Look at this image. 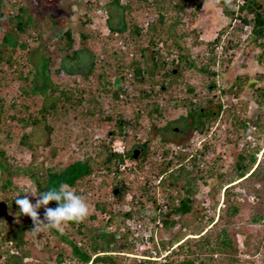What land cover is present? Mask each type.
I'll list each match as a JSON object with an SVG mask.
<instances>
[{
	"label": "rangeland",
	"instance_id": "obj_1",
	"mask_svg": "<svg viewBox=\"0 0 264 264\" xmlns=\"http://www.w3.org/2000/svg\"><path fill=\"white\" fill-rule=\"evenodd\" d=\"M104 1L0 0V20L2 21L0 32L8 30L10 27L8 20L18 13L20 6H24L26 13L32 19L27 32L21 33L19 38L27 42L25 51L33 49L32 54L38 57L43 54L44 47L41 45L52 50L53 44L56 43L54 38L66 28L71 27L89 33V38L83 42L85 51L80 52L77 59L70 60L65 57L62 61L63 53L61 55L56 53L53 56V63L49 65L52 82L53 84H67L75 89L92 90L93 94L98 96L105 114L111 115L109 120L101 119L104 115L101 112L92 118L86 114L81 115L80 112H68L66 115L54 119L50 117L48 123L41 121L35 127L25 128L26 132H30L28 139L34 149L22 148L17 151L16 146L23 130L19 129L20 124L13 125L17 122L10 120L9 116L12 114L22 115L19 113V110H24L22 105H27L30 109L41 105L42 93L31 97L22 94L21 86L24 81L17 77V69L25 71L26 68H9L4 65L0 71V100L6 108L3 112V121L5 125L9 122L13 123L9 126L13 140L4 144L7 156H10L8 160L19 167H24L31 162L30 153L33 152L36 157L34 164L43 167L48 161L46 159L64 166L74 160L93 156L95 151L105 150L104 142L113 136L111 130L116 131V121L118 120L122 132L126 134L125 139L128 147L133 146L141 151V141H147L150 148L145 151L146 155L150 150H155V154L150 153L143 158L139 151L138 162H135L136 173H119V177H111L100 170L98 175L95 174L89 180H83L80 188L86 192L84 195L87 198L84 199L89 208L87 216L94 212L95 220L90 221L87 220V217L84 218L85 228L89 229L85 231L82 239H79L74 229L66 227L64 224L62 225L63 231L66 230V233L76 241L80 240V245L82 244L81 246L90 251L87 242L89 234H98L99 229L101 231L107 229L103 223L108 215L99 211L95 203H105L109 208L116 195L113 189L119 190L122 186L127 188L124 196L126 200L132 196L145 201L146 198L139 193L144 191L143 183L139 179L145 180V178L155 175L159 169L158 164L162 161L157 152L164 146L169 149L168 157L164 161L172 160L167 172L173 170L176 173L179 164L191 171L189 176L178 181L177 188L170 191L179 196L184 195L186 191L182 184L186 179L191 178L192 183L185 184L187 187L191 186L193 197L200 196L201 199L202 194L204 195L203 207L198 201L195 202L194 211L183 216L176 227L160 230L159 237L166 245H171L170 242H178L182 234L185 233L195 235L200 232L201 234L200 238H197L199 234H196L195 237L188 238L183 242L182 246H176L168 261L171 264H187L184 263L185 259H192L194 264H198V262H203V264H264V151H261L264 149V46L263 49L258 47L257 41L249 45L251 41L250 26H243L238 20L224 16L222 7L214 0H196L194 4L200 3L198 8L191 6L190 3L181 6V0H157L152 5H149L148 2L153 0H119V6L112 3L102 8ZM159 13L164 15V20L163 23L157 25L158 36L155 35L152 43L153 32L148 29V25L151 22H156ZM122 15L126 24L125 29L122 32L110 31L108 23L121 25ZM136 28H139L140 32L138 35H133V42L126 36ZM215 39L217 40L213 41ZM195 40L197 44H194ZM209 42L215 43L214 52H212L213 55L215 54V59L212 57L213 55H210L212 53L209 50ZM228 42L235 44L232 49H229V52L228 50L224 51ZM262 42L264 43V39ZM174 43L183 47L188 56L187 60L193 62V65H183V70L175 81L168 78L173 81V84L163 89L159 84L154 85V81L161 79L159 74L163 71L153 68V60L158 57L155 55V58L152 59L151 56L155 51L164 54L167 49L178 50ZM134 47L143 53V57L140 56V52L136 53L135 57L141 58V65L147 81L135 83V90L134 88L130 89L132 95L136 94L137 97L133 95L134 98L129 101L114 102L104 94L101 86L96 83V74L102 71V66L107 67L105 61L117 58L114 52H117L120 57L123 56L121 58L124 61H129L134 57L132 54ZM230 52L233 53V56L228 60ZM177 53L175 52L172 58H175ZM260 54H263L261 60L258 59ZM209 57L214 59L209 70L217 72L218 75H208L199 71V67L207 65ZM170 58H164L166 67L176 70L175 74L178 67L176 64L170 63ZM90 61L93 62V73L87 77L78 75V72L88 71ZM61 63L66 66L65 72L56 73L57 69L61 67ZM246 76L257 79V90L245 87V85H242L239 90L234 89L232 84H236L238 78L246 79ZM111 80L113 79L111 78ZM188 86L194 89L191 93L186 90ZM231 86L233 88L231 91H225ZM140 92L145 94L140 95ZM57 96L58 91L51 95V98L55 99ZM183 98L195 100L194 103H199L203 108L216 112L212 119L205 120L202 130L193 129L190 126L185 132L178 133L186 124L191 123V118L187 116V107L182 103ZM258 100L263 104L258 103ZM48 102L47 105L50 103ZM153 103L159 105L161 116H157L156 113L148 114ZM11 104L14 106H9ZM85 105L87 104L84 103L83 106ZM234 114L247 124L239 128L235 127L232 123ZM3 125H0L1 129L4 128ZM137 136H141L139 144ZM203 144L209 146L204 151L205 157H201L200 161H196L197 159L191 161L189 154H195ZM256 147L259 150L255 151V161L249 172L256 165L254 171L250 176L238 179L233 182L234 184L229 185L223 195L224 186L237 177L234 172L237 155L241 152L244 155L251 153ZM49 148H55L56 152L51 158L47 157ZM195 155L196 158H200L198 151ZM187 158L189 159L187 160ZM195 163L198 164V167ZM130 164L134 165L132 161ZM216 173L219 175L216 176ZM166 176L167 173L163 177ZM26 185L30 187L28 189L35 192L33 184L25 176L14 177L12 184L14 189L11 190L10 196L19 198V189H27L24 187ZM205 186L210 189L207 194H205ZM159 194L157 192L156 195ZM26 195L32 203H35L36 197L31 196L30 193ZM3 196L4 193L1 192L0 210L5 214V218L0 226H3V230L6 229V232L8 230L5 237L10 238L19 232V226L22 227V216L26 215L20 213L18 205L12 208L3 207L5 204L2 203L4 202ZM125 199L121 201V204L126 203H123ZM227 201L238 207V212L235 215H229L226 212ZM146 202L148 203V201ZM38 213L41 218L44 213L43 206L38 209ZM253 218L256 220L254 221ZM122 219L123 217L119 216L115 221L118 223ZM183 226L186 228L185 232L181 230ZM122 227L125 228L123 225L118 227L114 224L110 232L114 229L117 231L116 234H121ZM46 229L41 234L45 240L49 239L47 245H44V240L40 241L41 234L36 236L31 233L29 228H26L23 231L20 246L11 244L9 252L13 254L1 253L0 264H4L7 257L10 264H55L58 261H73L69 257L70 246L66 245V242L60 241V238L55 234L50 233L49 228ZM55 229L53 228V230ZM224 229L230 239L231 246L235 249L234 253L227 250L223 254L218 252L211 254L205 250L197 255L196 253L188 254L187 250H194V244L202 236L209 237V246H216L222 238L217 234L220 231L223 232ZM177 234H179L178 237H176ZM100 239H98L99 244L104 245L102 238ZM208 245H205L206 248ZM177 251L178 255L175 253ZM23 252L27 253V256L22 258ZM97 254L103 253L98 252ZM137 262V259L129 256H119L114 262L108 260L100 264H137Z\"/></svg>",
	"mask_w": 264,
	"mask_h": 264
},
{
	"label": "trees",
	"instance_id": "obj_2",
	"mask_svg": "<svg viewBox=\"0 0 264 264\" xmlns=\"http://www.w3.org/2000/svg\"><path fill=\"white\" fill-rule=\"evenodd\" d=\"M146 1V0H144ZM157 0H153L152 2H148L149 5H152ZM196 0H181L180 4L181 6H186L188 3L191 4V6H194L195 8L199 7V4H194ZM203 1V0H201ZM218 5L222 7V12L224 16H227L229 19L238 20L239 23H241L243 26H250V43L249 45L254 44L257 41L258 47H261L263 49L264 43L262 42L264 39V0H231L230 3H226V0H214ZM119 4V0H105L103 2L102 8L107 7L110 4ZM119 6V5H118ZM160 12V11H159ZM87 17V16H86ZM31 16L26 13V8L24 6H20L18 9V13L10 17L8 20L10 22V27L8 30L4 32H0V71H2V66L6 65L9 68H26L25 71H21L17 69V77L24 81V84L21 86V93L24 95H27L28 97H31L33 95H38L39 93H42V100L41 105L36 106L34 109L28 108L27 105H22L24 110L20 111L19 113H22V115L18 114H12L9 116L10 120H15L17 122L16 124H13L12 122H9L7 125L4 123V111L5 106L3 105L2 101L0 100V125L4 124V128H0V193H4L3 201L2 203H5L3 207L7 208L8 206L12 208L16 205L15 203V197L10 196L11 190L14 189L12 186L13 184V178L17 176H25L27 180H29L33 184V188L38 193L45 192L47 190H59L60 186L62 184H66L70 186L77 195L82 196L83 198H87L84 193L86 192L82 190L80 187V184L82 185V181L85 179H88L100 172V170L104 171L105 174H109V172L115 168L118 162L123 161L125 158L133 159L132 158V151H127L125 155H119L117 156L115 153H112L110 150V139L107 140V142H104L105 150L100 152V150L95 151L93 156H88L86 158H81L74 160L72 162L67 163L66 165L62 166L60 163H54L50 159L46 162V165H43V167L37 166L34 164V161L36 160L35 154L31 152V162L27 164L24 167H19L12 162L8 160L10 156H7L6 150L4 148V144L10 143L11 140H13V135L10 132V127L12 124L17 125L20 124L19 129H22L23 132L19 137L18 144L16 146L17 151L22 150V148L25 149H34V146L29 141V133L26 132V127H35L38 122L41 121H49L48 119L52 117L58 118V116L66 115L68 112H80L82 114H86L90 118L99 115L101 112L103 117L101 119L103 120H109L111 118L109 114H105L104 109H102V106L100 105V102L98 100V96H95L92 92V90H87L86 88H72L69 87L67 84H57L52 82V72L49 70V65L52 62L53 56L56 55V53L60 54L63 53V58H69L70 60L77 59L80 52L85 51V47L83 46V42L85 39L89 38V33H85L79 30H75V28H66L61 32L60 35L56 36L54 38V41L56 42L54 45V48L51 50L45 45H41L44 47L43 54L41 56L33 55V49H30V51L26 52L25 49L27 47V42L24 40H21L19 35L21 33H26L28 28L30 27L29 24L31 22ZM88 22L90 20L86 18ZM164 15L162 13H159L156 22H151L148 25V29L152 30V43L154 42L153 39H155V35L157 34V25L163 23ZM2 21L0 20V23ZM109 22V19H108ZM120 24L118 25H112L111 23H108V28L112 32H122L126 24L123 20V15L120 19ZM140 30L139 28H136L134 31L129 32L128 36H126L127 39H131V41L134 38L133 35L139 34ZM157 38V37H156ZM78 39V40H77ZM217 39L213 40L216 41ZM261 41V42H260ZM200 43V42H199ZM40 45V41L38 42ZM37 44V45H38ZM175 44V43H174ZM194 44H197V41H194ZM178 48V50L167 49L164 54H160L157 51L152 53V59L155 58L156 55L158 58L153 60V68L155 70H162L163 72L159 74L160 80L154 81V85H160L161 88L169 87L173 84V81L168 78L176 80V78L181 74L183 70V65L191 66L193 65V62L190 60H187V55L185 50H183V47L180 44H175ZM235 44H231L228 42V46L224 47V51L229 52V49H232ZM209 50L210 52H214L215 43L209 42ZM138 51L135 47L133 48V55L129 61H124L117 52H114V55L117 56V58H113L112 61H105L107 67L105 68L102 66V71L96 74V83L101 86V90L104 92L105 95H107L110 99H112L114 102L119 101L121 98H124L123 100L129 101L131 98H129L123 90L126 85L125 80H129L128 82L133 86L135 90V83L138 82H146L147 77L144 75V69L141 65V58H136L135 54L138 53ZM177 53V56L172 58V55ZM263 52V50H262ZM126 55V54H125ZM210 55H213L210 54ZM262 55L260 54L258 56V59H262ZM140 56L143 57V53L140 52ZM233 56V53L230 52L228 54V60ZM93 57V55H92ZM165 57H171L170 63L176 64L177 73H173L174 69L167 68L166 62L164 60ZM215 59V54L212 56ZM212 57H209L207 65H202L199 67V71L208 75H218L217 72L213 71L211 72L209 70V67L211 64L214 63V59ZM85 58V57H84ZM91 58V56H90ZM163 59V60H162ZM114 61V62H113ZM123 61V62H122ZM181 64V65H180ZM113 67V69H112ZM66 66L61 63V67L57 69L56 73L58 72H65ZM176 71V70H175ZM24 73V74H23ZM93 73V62L90 61L88 65V71L87 72H78V75H82L84 77L89 76ZM180 73V74H179ZM130 75V76H128ZM152 74L150 75V77ZM149 77V76H148ZM111 78L113 80H111ZM167 80V82H166ZM257 79L251 78L246 76V79L242 80L238 78V82L234 85V89L239 90L242 85H245V87H249L252 89H258L257 87ZM49 86V87H48ZM153 86V85H152ZM233 88L232 86L229 87V89H226L225 91H231ZM186 90L191 93L194 89L190 86L186 88ZM58 91V96L55 99L51 98V95L55 94V92ZM88 91V93H87ZM141 91V90H140ZM224 91V90H223ZM144 92H140V95ZM121 94H123V97H121ZM145 94V93H144ZM138 95V94H137ZM137 97V96H135ZM264 97V95H263ZM50 103H49V102ZM188 101V102H187ZM47 102L49 105H47ZM187 102V104H185ZM86 103L87 105L83 106V104ZM182 103L186 105L187 107V116L191 118V123L186 124L184 127V130H186L188 127H192L193 129H202V125L205 122V120L208 119L209 115L212 114V110H209L207 108H203L201 104L194 103L192 100H188L187 98L182 99ZM258 103L263 104L258 100ZM178 105V104H175ZM9 106H14V104H11ZM156 113L157 116H161V110L159 109V105L156 103H153L152 109L148 112L149 115ZM79 114V113H77ZM6 119V118H5ZM182 119V117H181ZM233 119V125L235 127L239 128L240 126H244L247 123L243 120H239L238 117L235 116V114L232 117ZM17 127V126H16ZM47 127V126H46ZM49 127V126H48ZM32 129V128H31ZM111 133L113 136H111V140L120 137L122 135V127L119 121H116V131L111 130ZM91 135V133H90ZM92 136V135H91ZM162 146V145H160ZM140 147L142 148V157H147L150 153L155 154V150L151 152H148L146 155V150L148 149V142H144L143 144H140ZM206 147H204V150ZM258 148L256 147L255 150H253L251 153L243 154L242 152L237 155L236 161H235V169L234 172L237 177H242L245 175V173L251 168L252 164L255 161V151H257ZM48 158L53 157L56 152L55 148H49L48 150ZM169 149L165 148L164 146L161 147V149L157 152L160 154V158L162 161L158 164V170L155 172V175H162L163 173H166L169 169L168 167L171 165L172 160L169 159L167 161H164L166 157H168ZM203 153V152H202ZM102 160H100L101 158ZM13 159V158H12ZM118 159V160H117ZM179 159V156L177 157V160ZM115 160V162H114ZM117 160V163H116ZM114 163V164H113ZM116 163V164H115ZM112 164L114 165L112 167ZM191 171L187 169L184 165L180 164L178 166V170L176 173L171 170L167 172V176L164 178H161L160 180V187H161V193L165 196V202L168 203L170 212H168V215H166V218L162 220V227L164 229H168L176 224V221L172 220L170 218V213L176 212L180 214V218L185 216L186 214L192 213L194 211L195 206V198L193 197L191 186L187 187L186 184H189L191 182V178L186 179L185 183L182 184V187L185 188V194L182 196H179L177 194L172 193V189H175L178 187V181L181 178H186L189 176ZM5 177H4V175ZM219 175L216 173V176ZM232 181V180H231ZM192 183V182H191ZM30 188L28 185L24 186ZM172 190V191H170ZM25 188L19 189V198H23L24 195L28 193H24ZM84 191V192H83ZM127 191V188L122 186L119 188L118 193L116 194L114 201L110 203L109 208L106 207L105 203H95V206L97 209H99L102 213H106L108 215V219L103 223L105 226L107 225H114L115 226H127L128 221L132 218L133 211H124L122 209L121 200L124 199L125 192ZM146 193V191H144ZM147 198L153 199L155 202V199L151 195H147ZM178 199V203L177 202ZM133 203V202H132ZM227 205V213L229 215H235L238 212V207L235 204H231L228 202ZM57 206V202L51 201L47 205V207L55 208ZM138 207V206H137ZM2 208V207H1ZM137 211V210H136ZM96 214L93 212L92 214H89V216H86L90 221L95 220ZM123 217L122 221H119L118 223L115 221L118 217ZM85 217V219H86ZM5 218V214H3L2 210H0V224L3 223V220ZM41 219H43V214L41 216ZM129 219V220H128ZM22 227L19 226V232L17 234H13L12 236L5 237V233L8 234L5 230H3V226H0V256L1 253L4 254H13L9 249V246L11 244H14L15 246H20L22 243V235L23 231L26 228H29V230H32L34 225L30 217H23L22 216ZM255 221L256 218H253ZM103 221V220H101ZM66 227H70L74 229L75 234L79 236V239L84 238L85 231L89 228H85L84 225V219L80 221H70L66 222L64 224ZM23 228V229H22ZM49 228L47 226H43L41 228V231L37 234L31 231V233L35 234L36 236L43 233V230L46 231ZM55 229V228H54ZM50 233L55 234L58 236L60 241L66 242V245L70 246L71 253L69 257H71L72 260L76 261V263L79 264H86L91 261V264H100L104 261L111 260L112 262L116 261V258L119 256H126L127 253L133 252V244L128 239L129 230H126L124 232V235L121 237L120 240H117L113 232L111 234L107 233L105 230L99 229L98 234H89V237L87 239V242L89 243L90 251H88L84 246L80 245V240L76 241L74 238H71L67 233L66 230L59 231L57 229L53 230V228H49ZM48 230V231H49ZM223 232H218V237L222 236L220 241L216 244V246H209V237L208 236H202L201 239H199L195 244L194 250H187L188 254H194L196 253H203L205 250L211 254L214 252H218L219 254L226 253L227 250L231 253L235 252L234 247L231 246L230 239L225 234V229L222 230ZM179 233V232H178ZM179 234H177L176 237H178ZM182 234L181 237H183ZM43 234L40 235V241L44 240V245H47V242L49 239L45 240L42 238ZM216 236V237H217ZM109 237V239H108ZM111 237V238H110ZM180 237V238H181ZM201 236L197 237L200 238ZM102 238L104 245L99 244L98 239ZM179 238V239H180ZM101 240V239H100ZM8 242V243H7ZM36 243V242H35ZM79 243V244H78ZM3 244V246H1ZM5 244V245H4ZM38 244H41L38 242ZM172 245L173 243L170 242ZM162 247L165 246V242L162 241L161 243ZM181 245V244H180ZM205 245H208L206 248ZM182 246V245H181ZM181 246H179L181 248ZM225 251V252H224ZM98 252H101L103 254H97ZM174 253V251H173ZM176 255H178V251L175 252ZM95 255L94 258L92 256ZM119 255V256H118ZM27 253H22L21 257H26ZM124 258V257H123ZM5 259V258H4ZM134 259V258H133ZM62 263L63 261H59ZM184 263L187 264H194V261L192 259H185ZM4 264H10L9 258L7 257V260L5 259ZM137 264H171L168 259L166 262H156L152 260H143L138 261ZM198 264H203V262H198Z\"/></svg>",
	"mask_w": 264,
	"mask_h": 264
},
{
	"label": "clouds",
	"instance_id": "obj_3",
	"mask_svg": "<svg viewBox=\"0 0 264 264\" xmlns=\"http://www.w3.org/2000/svg\"><path fill=\"white\" fill-rule=\"evenodd\" d=\"M230 2H231V0H226V3H230ZM128 76H130V75H128ZM125 83L127 84V87H128V90H126V93H128L127 96L129 98L133 99L136 96V94L135 95L133 94L134 95V97H133L132 93L130 92V89L133 90V87H132V85L129 82L125 81ZM122 92L124 93V90ZM123 99L124 98H121L119 101H124ZM192 101L195 102V100H192ZM139 137L141 138V136H137V143L138 144H139V141H140L139 140L140 139ZM125 138H126V134H124L122 132V135H120V137H116V138H114L112 140L110 139V150L112 149V146L115 143H117L118 141H122V144L124 146V153L123 154L122 153L112 152L111 151L112 153H115L117 156H119V155H125L126 152L130 150V151H132L131 153H132V156H133V151L135 149H137V148H133V146H132L131 148H133V149H131L130 146L128 147L127 146L128 144H127V141H126ZM143 143L144 142L141 141V144H143ZM203 146L206 147L205 150H207L209 148V146L207 144H203L200 149L196 150V153L198 151V156H200V158H196V155H195L196 153L195 154L194 153L193 154H189V156L191 158V161L196 160V159H197L196 161H200L201 157H205L203 155L205 150L204 149L202 150V147ZM149 148L150 147L148 146V149ZM261 151L263 152L264 149H261ZM139 154L140 153L138 152V155ZM138 155H137V157H138ZM158 155L160 157V154H158ZM137 157L136 158H133L132 157L133 159L125 158L127 160V162L130 163V161H132L134 163V165L131 164L132 166H134V168L130 172L119 171V173H121V174H124V173L130 174V173H134V172L136 173L137 170H136L135 162L136 161L138 162ZM188 159L189 158H187V160ZM195 165L198 167V164L197 163H195ZM255 167H256V165H255ZM255 167L250 172H249V170H250L249 169L245 173L244 176H242V177H236V179L230 181L229 184L225 185L224 188H223V195H224L225 190L227 189V187H229V185L234 184L233 182L237 181L238 179H242V178H246L247 176H250L251 173L254 171ZM164 174L165 173H163L162 175H151L150 177L145 178V180L143 178H140L139 179V181L141 183H143L142 185H143L144 191H146V193H144V191H141L139 193L143 194V196L146 198L145 201L151 200V202L156 203V197H157L156 194H157V192H159L161 194V196L163 197V199H165V196L160 191L161 190L160 180H161V178H163ZM138 178H139V176L137 177V179ZM158 178H159V182L158 183H155ZM143 180H144V182H143ZM205 187H206L205 188L206 189L205 194H207V193L210 192V189L207 186H205ZM150 188H151V190L149 191ZM115 189L116 188H114L113 190H115ZM24 193H30L31 196L36 197L35 203H32L30 201L28 195H25L23 198H16L15 199V203H16V205H18L21 214L26 215V216H28V217L31 218V220L33 222V225H34V227H33V229L31 231L34 232V233H37L38 234L41 231V228L43 226H47L49 228H56L59 231H63L62 225L65 224L66 222H70V221H80V220H83L88 215L89 208H88V204L86 203L85 199L82 196L77 195L70 188V186H68L66 184H62L60 186V188H59L58 191L57 190H54V189H51V190L49 189V190H47L45 192L38 193L37 191L33 192L30 189H25ZM147 195L153 196L154 199H155V202H154L153 199L147 198L146 197ZM199 197L200 196L194 197L195 198V202L198 201V203L201 204V207H203L202 205H204V195L202 194V196H201V199H203V200H201ZM133 199H135V198H133ZM51 201L57 202V206L55 208L47 207V205ZM138 201L141 204H143L145 202L143 200H138ZM177 201H178V199H177ZM125 202H129V201L125 199L123 201V203H125ZM42 206L44 207L43 219L40 218L39 213H38V209H40ZM140 208H141V206H140ZM168 212H170V209H169ZM167 215H168V213H167ZM172 215H176L177 218H173ZM170 218L172 220L176 221V224L174 226L170 227V228L176 227V225L179 223V221L181 219L180 218V214L179 213H176V212L170 213ZM160 230H165V229L164 228H159V230H158V237H159ZM181 230L185 232L186 231V228L183 226V228H181ZM115 233H116V231L113 232V235L114 236H115ZM109 234H111V233H109ZM196 234H199L198 237L201 236L200 232L199 233H195V235L192 234V233H185V235H183V237H181L178 242L173 243L172 245H166L165 244L164 247L168 246V247H171L172 248L171 253L169 254L168 258L170 257V255L174 251L173 249H175L176 246L182 244L188 238L195 237ZM162 241H163V239L160 238V243H162ZM94 257H95V255L92 256V258H94ZM131 258H134V257H131ZM134 259H136V258H134ZM65 263L79 264V263H76V261H74V260L73 261H68V262H63V263H60L58 261V263H55V264H65ZM86 264H91V261L89 263H86Z\"/></svg>",
	"mask_w": 264,
	"mask_h": 264
},
{
	"label": "built area",
	"instance_id": "obj_4",
	"mask_svg": "<svg viewBox=\"0 0 264 264\" xmlns=\"http://www.w3.org/2000/svg\"><path fill=\"white\" fill-rule=\"evenodd\" d=\"M124 89H128V87L125 86ZM121 97H123V94H121ZM111 151L123 154L124 146L122 144V141H118L117 143H115L112 146ZM133 168L134 166H132L129 162H127L126 159H124L123 161L117 163L115 168H113L109 172V175L111 177H115V176L119 177V171L130 172L132 171ZM158 182H159V178L156 180L155 183ZM127 199H129L128 200L129 202L123 204L122 209L124 208L123 209L124 211L134 210L135 212L132 213L133 219L132 220L128 219L129 221L127 223L128 224L127 226L129 227L127 226H125V228L122 227L123 231H121V234L115 233L114 237L117 240H120L121 237L124 235V232L126 230H129L130 232L128 235L129 237L128 239L133 244V252L127 253L126 255H128L129 257H134L138 261L149 259L156 262H166L169 254L171 253L172 248L168 246L162 247L160 243V238L158 237V230L160 227H162V220L166 218V215L169 211L168 203L165 202V199H163L161 194H159L156 197V203L151 202V200H147L148 203L145 201L143 204H141L137 199H133L132 196ZM176 203H178V201ZM172 217L177 218L176 215H172ZM107 219L108 216L106 220ZM106 228L107 229H105V231L109 233L110 230L113 228V225H107ZM114 231L115 230L113 229L110 233ZM65 264H73V263H65Z\"/></svg>",
	"mask_w": 264,
	"mask_h": 264
},
{
	"label": "flooded vegetation",
	"instance_id": "obj_5",
	"mask_svg": "<svg viewBox=\"0 0 264 264\" xmlns=\"http://www.w3.org/2000/svg\"><path fill=\"white\" fill-rule=\"evenodd\" d=\"M174 71H175V70H173V73H174ZM212 112H213V113L209 115L208 119H212L214 113H216L214 110H213ZM200 130H202V129H200ZM175 131H177L176 128H175ZM183 132H185L184 128H182V129H180V130L178 131L179 134H181V133H183ZM203 132H205V131L203 130ZM204 147H205V146L202 147V150L204 149ZM140 152L142 153L143 150H141Z\"/></svg>",
	"mask_w": 264,
	"mask_h": 264
},
{
	"label": "water",
	"instance_id": "obj_6",
	"mask_svg": "<svg viewBox=\"0 0 264 264\" xmlns=\"http://www.w3.org/2000/svg\"><path fill=\"white\" fill-rule=\"evenodd\" d=\"M138 152H139V150L138 149H135L134 151H133V158H136L137 157V155H138ZM118 193V189L116 188L115 190H114V194H117Z\"/></svg>",
	"mask_w": 264,
	"mask_h": 264
},
{
	"label": "bare ground",
	"instance_id": "obj_7",
	"mask_svg": "<svg viewBox=\"0 0 264 264\" xmlns=\"http://www.w3.org/2000/svg\"><path fill=\"white\" fill-rule=\"evenodd\" d=\"M243 179V178H242Z\"/></svg>",
	"mask_w": 264,
	"mask_h": 264
}]
</instances>
